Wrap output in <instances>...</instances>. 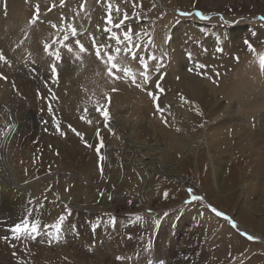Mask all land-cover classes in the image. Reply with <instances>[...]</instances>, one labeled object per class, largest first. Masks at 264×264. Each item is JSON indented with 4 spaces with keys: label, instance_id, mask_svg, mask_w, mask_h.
Returning a JSON list of instances; mask_svg holds the SVG:
<instances>
[{
    "label": "rangeland",
    "instance_id": "rangeland-1",
    "mask_svg": "<svg viewBox=\"0 0 264 264\" xmlns=\"http://www.w3.org/2000/svg\"><path fill=\"white\" fill-rule=\"evenodd\" d=\"M181 2V0H0V55L4 57L0 60V76L6 77V79H0V88L15 86L16 79L21 76L28 77L26 80L31 99L27 97L21 100L18 89H15L14 94L18 95V99L24 105L33 104L35 108L32 110L40 114V117L33 118L31 115L19 112L18 109L0 112V137L4 140L2 147L0 146V175H4L7 179L11 176L17 180L24 179L25 174L21 172L18 174L14 167L18 156H21L15 150L19 146L10 144L9 140H6L14 127L21 125L20 127L30 128L32 126L36 133L38 132L35 139H31L24 146L26 150L34 149L37 154L38 151L33 146L39 142L40 138L42 140V135L45 136L46 141H49L51 137V150L48 149L51 155L49 160L54 162V166L59 163L61 142L66 140L68 144L75 137L74 140L81 143L83 147L82 152L84 154L87 152L88 156L92 154L93 156L90 157L96 161L94 164L90 161L92 166L89 168L93 167V176L96 175V178L92 176L89 183H98L99 187L93 188L88 182H82L83 185L92 189L91 193L95 195L93 198L97 196L96 201L99 204L102 205L104 201L113 205L112 209L106 211L96 207L99 209L96 212L90 210L92 207L82 211L72 209L71 213L78 216L75 220L67 219L68 216L64 213L62 217L65 216L66 219L64 218L61 224L59 234L61 241L56 240L55 234L50 238L44 232V226L48 225V230L54 233V225L60 223V219L56 218H53L55 222L51 221L49 218L53 215L49 212H44L42 215L37 213L34 216L41 224L39 226L41 234L35 239L25 238L20 233L12 232L19 220L9 224L5 219L11 220L9 217L0 218V255H2L0 263L29 264L28 257L20 258L21 253L25 255L34 253L37 258H41L40 255L43 257L44 249L40 247L59 253L57 251L61 249V246H67L66 248L76 252L80 250L88 254L94 251V253L98 252L97 255L105 256V253H110L113 256L118 255L120 249L127 245L126 243H130L127 247L130 248L129 251L133 250L134 256L129 255V261L126 260L124 264H264V196L261 195L259 200L256 199L257 196L251 194L246 199L242 192V186L248 185L255 177L258 183L263 182L264 168L259 167L248 153V155L227 153L226 167L222 165L220 156L217 155V164L220 163L216 167L217 172H220L219 177L222 175L221 167H224L220 192L212 182L213 167L210 165L206 147L201 146L199 161L194 155H186L180 161L179 155L182 152L180 150L178 152V148L173 146H166L167 140L163 133L164 129L167 131L172 129V135L174 134L175 137L178 135L180 140H197V137H207L212 130L209 116L214 107L209 104L207 109L206 104L198 100L199 103L194 105L203 116L202 128H204L201 130L198 128L201 132L194 133L196 138L186 137L183 133L186 132L185 120L187 119L181 107L193 101V99L190 100V95L184 93L185 85L182 76L186 74L196 86L204 85L202 95L205 98H210L207 88L215 89L217 98L221 101V105L218 103L221 114L225 109L238 108L240 109L238 115L245 116L252 133L257 129L264 131V64H262L264 20L260 19L264 17V0H232L234 8L229 7L228 10L223 11L222 8L214 6L211 12L218 13L217 15L210 14V9L208 11L204 9L199 4L200 0H187V6L181 5ZM109 9H111L114 23L118 24L125 14L128 16L122 29H112L122 41L119 52L114 50L116 41L109 40V34L105 31ZM181 13H190V15H181ZM197 13L202 14L203 17L206 16L201 19L196 15ZM68 24L76 30L77 35L73 37L71 29H67L68 39L65 44H68L65 45L67 51L65 53L68 55L60 53L61 59L55 60L54 56L45 50V45H48L49 49L57 47L60 41L64 40L66 32L63 29ZM129 27L132 30L130 33L132 44L130 49L125 50L127 41L122 35L128 31ZM30 30L35 32L36 41L31 42L27 35L21 40V52L18 54L20 58L16 65L14 63L16 56L13 60L11 55L14 49L17 50V46L10 36L15 35L18 40L20 36H24L18 35V32L27 31L29 34ZM77 40L84 46L85 52H79ZM67 46L72 48L73 53L68 52ZM98 50L101 52L100 58L96 55ZM188 53H191V59L188 58ZM107 55L113 57L111 63L116 65L111 75H109ZM67 56L71 59L78 57L79 61H83L84 57L93 61L99 59V61L91 70L87 68L88 64H91L89 60L83 63L78 62L77 70L87 76L80 74L82 76L80 81L74 82L75 78L72 77L69 82L64 80L65 75L61 65ZM141 57H143V63H141ZM53 63L56 64L58 78L52 75ZM196 64L207 67L196 69ZM189 69L193 70L189 71ZM125 72L128 75H125ZM145 74L149 77V82L146 84L143 83ZM172 80L173 85H171ZM157 82L159 88H157ZM141 84L142 87L137 86ZM2 85L5 86L2 87ZM148 92L155 94L158 100L154 101ZM127 94H129L128 97ZM184 99H186L185 102H183ZM157 103L167 112L164 113V118L157 111ZM98 107L110 113V119L115 122L114 109H121L126 116L136 113V121L143 114L146 116L144 118L146 120L139 122L136 126V184L141 183L139 170H144V166L148 163L147 159L137 155L140 153V150H137L138 146L145 145L151 148V152L156 154V161L158 160L154 167V176H150L145 187L148 188L150 181L153 182L152 180L157 177L162 183V185L150 186L146 194L148 205L145 204V198L138 196L137 193L141 191L143 185L141 187L136 185V198L130 199L127 205H121V202L126 200L124 198L126 192L122 190L134 184L132 175L125 176V166L122 163L127 164L129 168V161L117 157L118 152L112 151L113 148L110 145L105 156L104 152H101L104 156L101 172L96 146H91L94 150L86 146L91 143V140L107 141L110 144L118 138L116 123L110 126L111 131L107 129V132L103 131L100 135L96 133L99 129V121L95 120L100 114L97 111ZM242 121L235 120L234 123L242 126ZM168 122L171 123L168 124ZM163 123L165 125H162ZM95 124H98V128ZM187 127L188 130L193 129L192 125ZM86 128L87 132L84 131ZM123 131L129 132L127 128ZM127 136L130 135L127 134L126 138ZM11 153H13L12 156L15 155V158L11 159ZM175 154H178L177 158ZM141 159L144 162L139 163ZM12 162H15L14 165ZM25 162L27 164L24 165L29 168L32 166L30 170L37 177L51 176L52 171L56 173L55 177H61L63 174L79 176L77 171L65 173V170L54 166L39 172L38 159L33 154L26 157ZM78 172L82 173L79 170ZM70 181L74 182L72 179ZM48 182L51 186L54 184V181ZM188 189H192V195H199L203 199L191 201ZM82 200L88 202L90 199ZM74 201L75 204H73ZM71 203L72 206L81 204L79 199H74L73 202L71 200ZM60 204L59 213L63 210L68 211L69 203L66 202V205H63L61 202ZM209 205L229 217L236 227L233 228L223 217L216 216ZM4 209L0 188V210ZM136 217H140V220ZM259 217L261 219H258ZM244 234L254 239H248ZM169 251L173 253L172 258H159L162 255H168ZM113 259L110 258L108 264H119Z\"/></svg>",
    "mask_w": 264,
    "mask_h": 264
},
{
    "label": "bare ground",
    "instance_id": "bare-ground-1",
    "mask_svg": "<svg viewBox=\"0 0 264 264\" xmlns=\"http://www.w3.org/2000/svg\"><path fill=\"white\" fill-rule=\"evenodd\" d=\"M181 1H182L181 5L183 4L184 6L185 5L187 6V4H188L186 2L187 0H181ZM231 1L232 0H210L209 4H208V0H200L199 4H201L202 7L204 9H206L207 11L210 9V12H211V10H213L214 6H217L218 8L220 7L224 11L225 9L228 10L229 7L234 8V6H232V5H234V3L231 2ZM210 14L217 15L218 13L211 12ZM223 20L225 21V19H223ZM17 34L18 35H24V36H20L18 38V40H16L15 35H11L10 36V38L12 40H14L15 46H17V50L14 49L13 54L11 55L13 60L15 58L14 56H16V59H15V62H14L16 65H18L19 58H20L18 56V54H19V52H21V46H20L21 45L20 44L21 40L23 38H25L26 35H27V38H30L31 42L34 43V41H36L35 32L33 33L32 30L29 31V34L27 33V31L26 32H20V33L18 32ZM5 42H9V40H7ZM67 44H65V40H62V41H60V44H58L57 47H54L51 50L54 52V50L58 49L59 52L61 54L63 53V55H64V53L67 52L66 48H65V45H67ZM67 49H68V46H67ZM10 50L12 51V49H10ZM34 54H36L35 51H34ZM38 55H40V53ZM66 55H68V54H66ZM70 56L72 57V55H70ZM70 56H67L66 58H64L62 63H61L62 69L64 71L63 74L65 75V77H64L65 79L64 80H67L69 82L71 81L70 78H72V77L75 78L73 80L74 82L79 80L82 77V76H80V74L83 75V76H87V74H83V72L80 73V70H77L78 67L76 65L78 64V62L83 63V61L89 60L91 62V64L90 65L88 64L89 67H87V68L91 70V69H93V67L95 65L98 64V61H99V59H97L95 61L90 60L88 57H84L83 61H79L80 59H78V57L76 59L74 57L71 59ZM41 57H42V53H41ZM182 74H184V73H182ZM186 75L182 76L184 82L181 81V83L183 82V84L185 85L184 93L186 92L188 95H190L191 96L190 100L193 99V101L191 103H188L187 106H185L182 103L183 105H182L181 108L183 109L184 116L186 115L185 117H186L187 120H185V123L187 125H190V126L192 125L193 129L192 130H188L187 125H185L186 126V132H183V131L182 132L185 133L186 137H188V136L195 137L194 133H196V131L201 132L200 130L204 128V127L202 128V126L204 125V122L202 120L203 116L199 114V112H198L199 110H197L196 106L194 105V103H199V101L200 102L202 101L203 103H205L206 104L205 106H207V109H209V104H211L212 107H214V109H212V113L209 116V118L211 119L210 127H212L211 128L212 130L207 134V137L206 136L197 137V140H195V139L180 140L178 135H177V137L173 136L174 134L172 135V129L169 130V131L164 129V131H163V133L165 135L164 138L167 140L166 146H171V147L173 146L174 148H178V152H179V150L182 152L181 154L179 153L180 154L179 155V158H180L179 160L180 161H182L183 158L186 157V155H194L197 158V160L199 161V158H200L199 150H200L201 146L206 147V150H207L206 152L209 155L208 157L210 158V165L213 167V174H212L213 175V180H212V182L215 185L214 187H216L217 190L221 192L222 191V184H223L222 183V175L224 173V169H223L224 167L223 168L221 167L222 175H220L221 177H219L218 173H220V172H217V169H216L217 165L220 164L219 162H218L219 164H217V161H216L217 155L220 156L219 159L222 161V165H224L226 167V160H227V155L226 154L227 153H230L231 155H234V154H237V153H246V154L248 153L250 155L249 157L253 158L259 167L261 166L262 168H264V131L262 132V131H260L261 129H257V131L253 132L254 133L253 134L251 132L250 124L245 120V116L241 115L242 116L241 117V116L238 115V112H239L238 110H240L238 108H234L233 110L231 108H229L227 110L225 109V111H223V113L221 114L220 107L218 105V103L221 105V101L217 98V94H216L215 89L213 87L212 88H207L206 87L207 90L210 93V98L209 99L205 98L204 95H202V90H203L204 85L201 84V87L200 86H196V84L193 81H190L188 79L189 77L186 76ZM26 79H28V77L23 78L21 76L18 79H16V81H15L16 85L15 86H11V87H8V88H0V112H2V111L3 112L10 111L11 109H13V110L18 109L19 112L25 113V115H31L33 118L40 117V114L38 112H36L35 110H32L33 104H31L30 106L24 105V103L22 101H20V99H18L19 98L18 95L14 94L15 89L16 90L18 89V92H19L21 100H24L27 97H29L31 99V96H29V93H30L29 89L30 88L27 86V80ZM171 82H172L171 85H173L174 81L172 80ZM7 84H8V82H7ZM68 84H70V83H68ZM4 86L2 85V87H4ZM128 96H129V94H127V97ZM187 97H189V96H187ZM142 100H144V99H142ZM32 101H33V99H32ZM146 101H148V100L146 99ZM185 101H186V99L183 100V102H185ZM149 102H150V99H149ZM39 103H41V102H39ZM34 105L36 106V104H34ZM147 105L148 104H146V106ZM38 107H39V104H38ZM45 107L46 106H44V108ZM134 107H135V105H134ZM29 108H31V109H29ZM36 108H37V106H36ZM65 110H67V109H65ZM72 110H73V108H72ZM114 110L116 111V114L114 113L116 115L115 116L116 117L115 118L116 122L113 119H110V117H109V122H108V126L107 127L105 126V121L103 120L101 114H98L97 118L95 119V120L99 121V129L96 132L99 135L103 131L107 132L106 130L109 129L110 126H112L113 123L117 124V137H118L117 140L114 143H110V144H108L107 141H102V145L103 146L101 147V152L102 153L104 152V156H105L106 151L109 150L110 145H111L112 148H113L112 151H117L118 152L117 157H121V160L125 159V161H129V163H128V164H130L129 168L127 167V164H125L124 162H122V163L126 167V168L124 167V170H125L124 172L126 174L125 176H129V175L131 176L132 175V177L134 179L133 180L134 184H132L131 186H129L126 189L122 190V191L125 190V192H126V193H124V194H126V196L124 195L125 196L124 198L126 200L122 201L121 205H127L128 201L130 199L136 198V185H138V187H141L143 185L141 187V191L137 192V193L139 194L138 196L145 198V204L148 205L147 201H146V198H147L146 194H148L150 186L151 185H162V183L159 182L160 179H159V177H157V178L152 180L153 182L150 181V186L148 188L145 187V184H147V180L148 179L150 180V176H154V167L157 164L156 162H158V160L156 161V154L151 152L152 150H151V148L149 146L145 145L144 147L143 146H138L139 149H137V150H140V153L137 154V155L142 156L143 158L147 159L148 163L146 164V166H144L145 167L144 170H141L139 168L140 169L139 170V179H140L142 184L141 183L136 184V143H137V141H136V126H138L139 122H144L146 120V119H144L146 116L143 114V116L141 115L142 117H139L138 121H136V113H133L134 115L130 114V116H126V115H124V112H122L121 109L120 110L119 109H114ZM244 110H245V107H244ZM127 111H129V110L127 109ZM154 113L156 114V112H154ZM159 113L161 115V112H159ZM164 113L166 114L167 112L164 111ZM164 113H163V115H164ZM18 115H20V113ZM92 115H93V113H92ZM109 115H110V113H109ZM171 115H172V113H171ZM157 116H158V114H157ZM148 117L152 118V119L155 118V117H152V116H148ZM5 118H7V117H5ZM8 119H9V117H8ZM38 119L39 118H37V120ZM235 120L236 121H242L243 120L242 121V126H240L239 124L234 123ZM161 121L163 122L164 120H161ZM156 122H158V121H156ZM171 122H168V124H170ZM175 124H176V122H175ZM95 125L98 128V124H95ZM162 125H165V123H163ZM20 126L14 127L12 129V131H11L12 133L11 134L9 133L8 138L6 140L7 141L9 140L8 142L10 144H13V145L18 144L17 146H19V147L15 148V150H17V152L16 151H14V152L18 153L21 156H18V158H17L16 166H14L15 170H16L15 172H18V174H19V172H21V173H23V175L24 174L25 175H24V179L23 180H17L15 178H13L12 176H11V178L7 179L4 175H0V188H1V193H2V201L4 203V208H5L4 210H0V218L1 219H4V216H7V217H9L11 219V220H8L7 218H5L7 220V223L12 224V221L19 220L17 222V225H19L25 219H28L31 222V220L35 219L34 216L37 213L39 215H42L44 212H49L50 215H53L52 218H49V219L51 221L55 222V220L53 218L60 219V217H62V215H65L64 213H66L65 216H68L67 219H69V218H71L72 220L78 219V216H76V214L71 213L72 209L76 210V211H80V210L82 211V210L89 209L88 207H92L90 210H94L93 212H96V211L99 210V209H96V207L102 209L103 211H106L107 209H112L113 205L110 204V203H106L103 200H102L103 201L102 205L99 204L96 201L97 196L95 198H93L95 195L93 196V194L91 193L92 189H90L86 185H83L82 182H85V183L88 182L89 183V181L93 177L96 176L95 175L96 173L94 174L95 176H93V167L91 169L89 168V167L92 166L91 162L93 161V164H94V163H96V161H95V159L92 160V158L90 157V156H93L92 154L90 156H88L87 152H86V154H84L82 152L83 147L80 145L81 143H79L76 140H74L75 137H74V139H71V141L68 142V144L66 143V140H65V142H61V145H59L60 146L59 152L61 154L59 156V163L55 164V166H54V162L49 160V158L51 156L49 154V151L51 150L50 149L51 148L50 147L51 137L49 138V141H46L45 140V136H43L41 134L42 135V140L39 137L40 138L39 142L33 146L34 148L37 149V151H38V154H37V153H35L34 149L31 150L30 148H28L26 150L24 146L31 139H33L37 135L38 132L36 133V131L33 129L32 126H30V128H28V127H20ZM179 127H180V125H179ZM126 128L129 131L128 133L123 131V130H126ZM174 128H173V130L176 129V128L175 129ZM178 128H177V130H178ZM198 128H200V130H198ZM22 130H24V131H22ZM84 131L87 132L88 131L87 128ZM31 132H34V133H31ZM151 133H152V130H151ZM127 134H129L130 136H127V138H126ZM178 134H180V133L178 132ZM106 135H108V134H106ZM161 135H163V134H161ZM180 137H182V136H180ZM242 138H245V139L242 140ZM155 139H156V137H155ZM158 140H160V139H158ZM90 142L91 143H89V145H91V146L98 147V146L101 145V142L99 140H91ZM3 143H4V140L1 139V137H0V146ZM159 143H162V142H159ZM152 145H154V144H152ZM156 146H158V145H156ZM10 147H12V146H10ZM10 147H8V148H10ZM158 148H160V147H158ZM48 149H50V150H48ZM88 149L94 150V147H88ZM168 149H170V148H168ZM10 150H12V149H10ZM9 154H7V155H9ZM12 154L13 153H11V157H12V158L10 157L11 159L15 158V155L12 156ZM32 154H33V156H35L38 159L37 163L39 164V169H38L39 172H44L49 167L54 166V167H56L58 169L61 168L62 170H65V173H66V171H69V172L77 171L76 173H78L79 176H77V175L70 176V175L63 174V175H61V177H59V176L55 177L56 173H54L52 171L51 172V176L39 175L37 177L36 174L33 171L30 170L32 168V166H30L31 168H29L27 165H24V164H27L25 162V158L28 157V156H31ZM162 155H165V154H162ZM177 155H176V158L178 157ZM89 158H90V160H88ZM170 159H171V156H170ZM118 160H119V158H118ZM159 160H160V162L162 161L161 158ZM18 161H21V162L19 163ZM97 161L99 163H101V161H99V159H97ZM142 161L143 160L141 159L138 162L142 163ZM102 162H104V159H103ZM116 162H118V161H116ZM12 163L14 165L15 162H12ZM5 164H6V162H5ZM143 164H145V163H143ZM251 164H253V163H251ZM177 165H176V167H177ZM116 167L117 166L115 165L114 168L116 169ZM12 168H13V166H12ZM218 169H220V168H218ZM78 170L81 171L82 173H79ZM96 170H97V168H96ZM121 171H122V169H121ZM13 172H14V169H13ZM255 176H257V175H255ZM122 178H123V176H122ZM259 178H262V177H259ZM71 179L74 180V182H71L70 181ZM161 180H162V177H161ZM48 181H54L53 182L54 184L51 186ZM95 182H96V180H95ZM89 184L93 188L99 187L98 183H96V184L93 183L94 185L91 184V183H89ZM127 184H129V182ZM68 190H69V193L67 194ZM120 191H121V189H120ZM62 192H64V194L60 195V193H62ZM242 192H243L244 197L246 199H248V197L251 194H253V195L257 196L256 199L260 200V196L261 195L264 196V179H263L262 183H258L256 181V177H255L248 185L246 184V185L242 186ZM257 193H259V195H257ZM216 195H218V194H216ZM59 196H62L64 199L59 197ZM106 196H108V195H106ZM81 198L82 199H90V200H88V202H86L84 200L85 201L84 202ZM74 199H79L81 204H76V206H72L71 200L73 202ZM60 200H62V201H60ZM61 202H63V205H66V202H67V204L68 203L71 204V206H68L69 204L67 205L68 211H64L63 210V212H61V213L58 212L59 205H61L60 204ZM76 202H78V201H76ZM73 204H75V201H74ZM248 207H250V206H248ZM248 210L251 211L249 208H248ZM28 212L32 213L31 217L28 216ZM65 216H64V218H65ZM13 217H15V218H13ZM258 219H261V217H259ZM63 221H64V219H63ZM63 221L60 220V224H62ZM40 225L41 224H39V226ZM59 239L61 241V236L60 235H59V238L56 239V240L59 241ZM126 244L127 245H125V247L120 249L118 255H113V256L110 253L109 254L105 253V256H102V255L99 254L100 255L99 256V255H97L98 252L94 253V251L92 253H88V254L83 252V251H80V250L78 252H76V251L70 250V248H66L67 246H61V249H58V251H57L59 253H54L53 250L45 249V248H41L40 247V249H44L43 257L40 255V257L42 259L41 258H37V256L34 253H30L29 255H25V254L21 253L20 258L23 259L24 257H28L27 259H29V264H108V260L110 258L111 259L114 258L113 260L118 261L119 264H124L123 262H126V260L129 261V257L130 256H134V253H132L133 250L129 251L130 248L127 247L128 245H130V243H126ZM88 250H90V249H88ZM135 250H138V249H135ZM166 256H168V257H166ZM166 256L162 255L159 258H172L173 257V253L171 251H169L168 255H166ZM76 257H78V258H76ZM118 257H119V259H118ZM1 258H2V255H0V260H1ZM131 259H132V257H131ZM0 264H2V263H0Z\"/></svg>",
    "mask_w": 264,
    "mask_h": 264
},
{
    "label": "snow or ice",
    "instance_id": "snow-or-ice-1",
    "mask_svg": "<svg viewBox=\"0 0 264 264\" xmlns=\"http://www.w3.org/2000/svg\"><path fill=\"white\" fill-rule=\"evenodd\" d=\"M118 11V10H117ZM181 15H190V13H181ZM196 15L200 16L201 19H204V17L202 16V14L200 13H197ZM128 19V16L127 14H125L124 18L120 20V22L117 24V23H114L113 20H112V17H111V9H109V12L107 14V19L105 21L106 23V28H105V31L109 34L108 35V39L109 40H115L116 41V47H115V51L119 52L121 49L119 47V45L121 44V40H120V36L113 32L112 29L113 28H117V29H122L123 26L125 25V21ZM261 20H264V17H261L260 18ZM53 27H56L55 25H53ZM67 29H71V35L73 37H75L77 35V32L74 28H72L71 24H68L66 26H64V31L66 32L65 36H64V40L66 41L68 39V34H67ZM131 28L129 27L128 31L127 32H124L123 33V36H124V40L127 41V48L125 50H128L131 48V40H130V33H131ZM95 39V38H93ZM77 45L79 46V52L80 53H83L85 52V48L83 45L80 44V42L77 40ZM100 47V46H98ZM107 47V46H105ZM138 47V45H137ZM45 50L48 51L51 55L54 56L55 60H60L61 59V56H60V52L59 50H55L54 52L48 48V45H45ZM68 52H72V48L71 47H68ZM79 54H77L78 56ZM96 55L98 58L101 57V52L98 50L96 52ZM134 55V54H133ZM188 58L191 59V53H188ZM150 59L152 57H149ZM4 57L2 55H0V60H3ZM113 60V57L111 55H107V61L109 62V75L112 74V69L113 68H116V65L114 63H111V61ZM143 57H141V63H143ZM262 64H264V61H262ZM207 66L206 65H200V64H196L195 68L196 69H201V68H206ZM193 69H189V71H192ZM51 72H52V75L56 78H58V73H57V67H56V64L53 63L52 64V67H51ZM203 74V73H201ZM125 75H128L127 72H125ZM0 79H6V77H2L0 76ZM135 83V81H133ZM149 82V77L145 74L144 75V81L143 83L146 84ZM138 87H142L143 85H137ZM157 88H159V83L157 82ZM162 91V90H161ZM148 95L150 97H152V99L154 101L158 100V97L153 94L152 92H148ZM97 111L102 115V118L103 120L105 121V126L107 127L108 126V121H109V113L106 111V110H101L100 107L97 108ZM157 111L161 112L162 114V118H163V113L165 111V108L162 107L159 103H157ZM83 118V117H82ZM90 123V121H89ZM57 130L59 131V127L57 126ZM73 131H75V129H73ZM109 131H111V129L109 128ZM77 135H80L79 133H76ZM61 135H63V133H61ZM86 146H89L91 147V145H87ZM102 142H101V145L96 147V153L99 157V161H101V163L98 164V166L100 167L101 169V172L103 171V164H102V161L104 159V157L101 155V147H102ZM188 192L190 194V198H191V201H201L203 199V197L199 196V195H192V189H188ZM103 195V194H101ZM167 195V194H165ZM109 199H111V197H109ZM190 202V201H189ZM209 208L212 212L215 213L216 216L218 217H223V219L225 220H228L229 223L232 225L233 228L236 227L235 223L233 221H231V219L227 216H225L223 213L217 211L215 208H212L210 205H209ZM28 216L31 217L32 216V213L31 212H28ZM64 217H60V220L63 221ZM137 220H140V217H136ZM39 224L40 222L38 220H31V222L28 220V219H25L23 220V222L17 226H15L13 229H12V232L14 234L16 233H20L23 237L25 238H32V239H35L37 236H39L41 234V229L39 227ZM49 226L48 225H45L44 226V232L45 234L49 235V237L51 238L53 236V234H55L56 238L58 239L59 238V234L61 232V224L60 223H57L54 225V233L53 232H50L49 230ZM245 236H247V234H244ZM248 239H254L253 237L251 236H247ZM119 259V257H118Z\"/></svg>",
    "mask_w": 264,
    "mask_h": 264
}]
</instances>
